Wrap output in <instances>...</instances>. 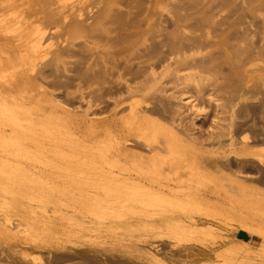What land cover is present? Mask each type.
Listing matches in <instances>:
<instances>
[{"label": "rangeland", "instance_id": "rangeland-1", "mask_svg": "<svg viewBox=\"0 0 264 264\" xmlns=\"http://www.w3.org/2000/svg\"><path fill=\"white\" fill-rule=\"evenodd\" d=\"M0 264H264V0H0Z\"/></svg>", "mask_w": 264, "mask_h": 264}, {"label": "bare ground", "instance_id": "bare-ground-1", "mask_svg": "<svg viewBox=\"0 0 264 264\" xmlns=\"http://www.w3.org/2000/svg\"><path fill=\"white\" fill-rule=\"evenodd\" d=\"M149 156V155H148ZM145 158V157H144ZM143 158V159H144ZM140 159V158H139ZM142 159V158H141ZM148 159V158H147ZM150 159V158H149ZM145 160V159H144ZM146 161V160H145ZM179 236V235H178ZM188 238V237H187ZM182 239V238H181ZM189 239V238H188ZM183 240H185V239H183ZM183 240H182V242H183ZM185 242H187L186 240H185ZM185 242H183V244L185 243ZM182 244V243H181Z\"/></svg>", "mask_w": 264, "mask_h": 264}]
</instances>
